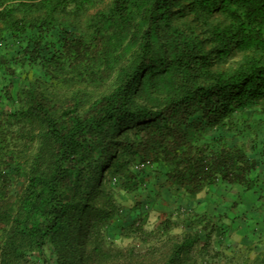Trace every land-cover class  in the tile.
<instances>
[{"label":"trees","instance_id":"trees-1","mask_svg":"<svg viewBox=\"0 0 264 264\" xmlns=\"http://www.w3.org/2000/svg\"><path fill=\"white\" fill-rule=\"evenodd\" d=\"M100 1L0 0V46L7 35L19 38L35 30L37 41L57 28L69 35L70 9L80 14ZM186 17L198 29L182 27L179 21ZM65 35L72 54L100 48L98 57L115 73L114 86L87 108L76 104L57 117L45 91L28 82L26 104L0 112L3 162L10 153L6 122L39 117L46 123L34 159L38 164L17 195H7V175L0 172V264H39L32 253L44 252L49 243L57 264L113 259L105 247V227L114 215L104 208L112 205L113 196L100 189L105 166L134 190L140 183L134 159L158 163L192 199L220 181L252 186L257 161L245 145L211 133L222 129L228 134L239 112L264 107V0H111L88 19L86 33ZM238 53L243 61L225 69ZM16 58L9 52L0 62L15 72ZM107 141L115 150L95 170L105 161ZM99 149L101 156L94 159ZM40 160L48 165L42 168ZM97 195L104 203L100 207L93 203ZM82 221L86 230L79 236ZM198 238L188 234L162 264H182V255Z\"/></svg>","mask_w":264,"mask_h":264},{"label":"rangeland","instance_id":"rangeland-1","mask_svg":"<svg viewBox=\"0 0 264 264\" xmlns=\"http://www.w3.org/2000/svg\"><path fill=\"white\" fill-rule=\"evenodd\" d=\"M110 2L102 0L80 14L70 9L68 19L73 26L69 35L59 28L46 33L42 41H37L40 33L36 30L19 38L7 35L0 46V57L11 52L17 58L12 62L15 72L0 62V112H14L26 104L23 87L28 82L45 91L51 113L57 117L76 104L80 109L87 108L110 92L115 73L98 57L100 48L88 51L90 54H72L71 43L62 39V34L72 38L86 33L88 19ZM179 23L186 29V24L198 29L192 17ZM243 59V53L235 54L223 67L235 69ZM89 67L95 74L79 73L80 70L85 74ZM235 120L237 123L228 134L222 129L211 134L222 133L245 145L249 156L257 161V168L251 173V187L220 181L192 199L168 180L165 167L158 163L134 159L133 171L140 179L134 190L125 188L124 179L111 175L104 167L100 189L112 194V205L104 208L112 209L114 215L105 227V247L114 257L103 264H162L174 245L188 234L199 238L182 255V264H264V107L239 112ZM5 127L10 153L6 161L0 160V172L7 175L5 188L10 196L18 194L31 167L38 164L34 159L41 149L40 136L46 123L39 117L23 121L12 118ZM105 146H109V141ZM114 150L115 146L108 147L105 161L96 164L95 170L107 163ZM101 152L95 151L94 159ZM40 163L42 168L48 165L47 160ZM93 203L96 207L104 205L99 195ZM82 224L79 236L86 230V221ZM3 235L0 227V242ZM44 250L34 251L31 259L39 264H57L52 244Z\"/></svg>","mask_w":264,"mask_h":264}]
</instances>
